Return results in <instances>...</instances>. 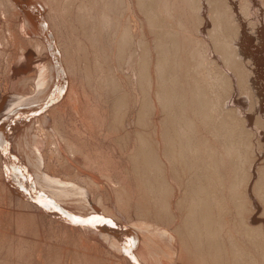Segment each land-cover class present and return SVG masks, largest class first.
<instances>
[{
    "label": "rangeland",
    "instance_id": "374dc122",
    "mask_svg": "<svg viewBox=\"0 0 264 264\" xmlns=\"http://www.w3.org/2000/svg\"><path fill=\"white\" fill-rule=\"evenodd\" d=\"M66 1L69 0L44 5L46 9L43 18L51 27L55 25L61 56L65 55V49L72 53V66L67 67L65 63L64 66L69 69L68 76L73 81L77 102L74 105L62 103L61 107L65 106V109L62 108L56 114L54 125L48 119L41 132L31 129L30 139L36 137L38 142L29 140V147L35 148L43 157L40 170L55 177L59 174L57 177L60 180L71 184L73 191L70 193L74 195L80 189L87 190L91 201L99 198L107 209L123 220V225L133 219L157 225L154 215L145 214L134 203L138 191L135 174L138 171L142 170L149 180L146 184L139 179L145 195L157 196L162 192V186L159 188V172L158 179L150 170L144 172L145 150L138 153L135 149L137 130L141 131L147 143L145 146L149 149V142L153 138L168 137L174 141L178 152H181L178 148L189 141V147L183 146L187 155L182 157V163L191 166L188 176L192 177L193 185H199L202 174L209 175L210 171L211 177L207 179L205 176L204 181L205 186L209 185L208 188L206 186L209 190L215 180L213 174L216 177L222 176L223 187L219 196L229 210L225 222L233 224L224 231L228 239L232 241L234 238L241 249L240 255L234 259L238 264H264V0H143L142 7H139L137 0H128V11L123 8V4L118 3L119 0H105L113 9L111 23L107 20L103 22V27H109L103 31L107 40L106 50L117 42L125 22L131 28L132 57L127 66L119 58L110 66L106 63L105 52L99 64H96L97 59H93V49L90 47L86 53L88 59H93V83L98 81L103 87L102 99L91 97L95 104H99L100 110L107 109L101 113L107 124L116 113L118 103L114 104L115 98L123 90L130 93V108L123 127L130 134L124 151L116 131L112 133L108 126L98 124L89 129L82 119L89 114L86 109L91 107L82 93L87 60L71 28L72 24L78 25L75 14L79 6L88 8L89 14L94 17L101 6L92 9L89 4L92 0H74L71 6ZM10 16H0V111L8 95H31L36 90V71L44 59L39 57L44 53L37 52L29 45L28 33L26 35L21 31V18L12 17V14ZM76 33L82 45L89 41L80 29ZM140 33L143 45L139 44ZM8 35L10 38L13 36L14 42L12 38L8 39ZM32 59L36 60L35 64L31 63ZM114 78L119 85L114 83ZM128 80L131 83L134 80L136 88L140 85L137 88V91L142 89L139 100L138 92ZM39 120L43 125L42 119ZM257 120L260 126L256 125ZM85 121L90 123L89 119ZM43 132H48L49 136L43 135ZM70 144L77 150L68 148ZM228 150L234 152V155ZM86 154L94 160L93 167L85 163ZM11 155L15 161V155ZM19 163L22 167L23 164ZM50 166L53 173L50 172ZM0 167L1 171V163ZM218 169L222 171L221 175H218ZM26 170L24 172L30 178ZM192 170H197L200 176ZM214 170H217L216 173ZM1 175L0 264H129L124 258L126 255L111 249L95 236L84 234L80 228L70 230L49 220L50 217L45 216L35 204L22 205L17 195L5 190ZM88 178L98 184L94 191L90 192L87 188ZM124 184L136 190L132 192V200L125 199V206L116 198L118 188ZM184 195L187 196V193ZM179 196L180 192L168 196L165 210L177 213L179 223L183 222L184 231L181 238L176 237L168 243L177 250L182 242L185 249H189L195 256L192 264H200L203 258L201 246L194 244L199 232L191 222L192 218L184 217V208L181 207V210L178 207L180 204H176ZM151 208L154 213L165 212L162 206L153 201ZM27 214L34 217V222ZM239 216L242 230L233 234L234 219ZM136 225L133 228L139 229ZM164 228L170 229L172 226L164 225ZM148 260L154 264L156 257L150 252ZM177 264H190V259L188 263L178 261Z\"/></svg>",
    "mask_w": 264,
    "mask_h": 264
},
{
    "label": "bare ground",
    "instance_id": "6f19581e",
    "mask_svg": "<svg viewBox=\"0 0 264 264\" xmlns=\"http://www.w3.org/2000/svg\"><path fill=\"white\" fill-rule=\"evenodd\" d=\"M57 1L58 0H0V16L7 17L9 15V17H11L10 15L12 14V17L15 16L21 18L22 24H20L22 26H19L22 27L23 30L21 29V31H24L26 35L28 33L27 36L29 45H31L37 52L44 53L39 55V57H43L44 59L41 61V64L38 65V69L36 71V90L34 88L35 91H33L31 95H8L7 99L4 101L5 105L0 111V117L3 116L0 119V163L2 166L0 171L2 175H0L2 176V180L5 183V190L10 194L12 193L13 195H17L20 198L19 200L22 202L21 204L24 206H29L31 203L35 204L37 207L40 206L39 208L44 212L43 214L45 216L47 215L48 218L50 217L49 220L53 222L55 221L61 226L64 225L70 230H79L80 228L83 230L82 232L84 234L95 236L98 240L108 245L111 249L115 250L121 255H126L124 258L125 260H128L129 264H151L148 260L150 252L156 257L154 264H177L178 261L188 263L189 259L190 264H192V258L194 259L195 256L189 249H185V246L182 242L180 243L179 249L177 250H175L168 243L169 241H174L176 237L181 238L184 231L183 222L179 223L180 218L177 216V213L169 209L165 210L168 196L172 197L175 192H180V196L178 197V200H176V204H180L178 207H180L181 210V207L184 208L186 211L183 214L184 217H186V219L192 218L191 222H193L195 229L199 232V237L195 239L194 244L198 247L201 246V256L203 258L202 262L200 261V264H238L234 258L237 255H240L241 249L238 248L234 238V241H230L228 239V236L224 231V229L230 227L233 224L231 222H225L229 210L227 209L228 207L224 205L223 199L219 196V193H222L223 187L222 176L216 177L213 174L215 180L212 181L211 188L209 190L207 189L209 185H206V188V183H204V181L205 176L207 179L211 177L210 175H212V173H210V171H208L209 175L207 173V175L202 174L201 179H198L200 181L199 185H193V181L191 179L192 177L188 176V173H191V166L188 164L184 165V163H182V157L187 155L185 147L183 146H188L187 144L189 141H187L186 145L179 147L178 149H180L181 152H178V150H176L177 147L174 141L168 137H160L159 139L153 138V140L151 139V142H149L151 146L149 149L145 146L147 143L143 139L141 131L139 129L137 130L136 134L138 138L135 141V149H137L138 153L145 150V154L143 155L146 162L144 172L150 170L154 173L155 178H157L159 172V177L161 178L157 179L159 181V188L162 186V192L157 196L145 195L143 188L144 186L140 180L146 184L149 182V180L144 176L145 174L142 173V170V172L138 171L135 174V181L138 186V191L137 198L134 200V203H136L138 209L145 214H149V216L151 214L154 215L157 225L154 223L147 224L148 222L146 223L134 219V221L128 219L130 221L126 223L127 225H123V220L111 212L110 209H107L99 198L98 200L93 198L94 201H91L88 194L89 192H87V190L80 189V191H75L76 194L74 195L73 193H70L73 191L71 184H66L60 180L58 178L59 174L57 175L58 177H55L48 175L47 172L44 173L41 171L42 169L40 170V168L43 166V157L40 152L35 150V148L32 147V149H30L29 147V140H31V129H34L35 132H41L48 119L53 121L54 125L56 114L60 113L62 108L65 109V106L61 107L62 103L64 104V102H68V104L74 105L77 102V94L72 87L73 81H71L70 77L68 76L70 74L69 69L67 70L68 65L72 66V53L65 49V55L61 56V50L58 44V36L54 31L55 25L51 27L46 22L45 18H43V14L45 13L43 11L46 9V6L44 5H53ZM181 1L183 2L184 0ZM73 3L74 0L72 2L70 0L68 2L66 1V4H69V6L73 5ZM118 3L123 4V8L126 11L130 10L128 0H119ZM138 3L140 4L139 7L143 6V0H137V4ZM89 4L92 9L98 5L101 6L98 14H96L94 17L89 14L88 8L85 6H79L75 14L78 25L72 24L71 28L75 40L82 47L87 60L83 72L84 79H82L85 88L82 93L86 101L90 102L89 105L91 107L86 109V111L89 110V114L84 116V118L82 117V119H84L85 125L89 129L95 128V125L98 124L103 127L108 126L112 133L116 131L115 134L117 135V139L120 141V147L124 151L125 147L127 146L128 135L130 134V132L123 130L125 116L128 113L127 110L130 108L128 99L130 98V93L126 90H123L119 93V97L115 98L114 102L115 105L116 102L118 103L116 113L110 118L109 121L107 120V124L104 123L106 121L102 118L103 115L101 117V113L107 111V109L100 110L99 104H95L91 97H100L99 99H102L103 97V87L98 83V81L95 84L93 83L94 76L92 70V61L93 59H97L96 64H99L100 58L106 52V63L108 65L111 66V63L119 58L122 59L124 64L127 66L129 64L130 57H132L130 56L132 35L129 31L131 28L128 23L126 24L124 22L125 24L123 23L122 25L119 39L117 42H114L113 45L108 47L107 51V48L105 47L107 40L103 31H107L109 27H103V22L107 20L109 23H111L110 16L113 13L112 5H109V2L107 3L105 0H92V2H89ZM115 5L117 6V4ZM20 6L25 7L21 8ZM93 17L95 18V21H93ZM78 29H80L83 36L89 40L88 42H84L83 45L81 44L79 35L76 33V30ZM8 31L10 32V30ZM140 35H142V33H140L138 36L140 42L139 44L143 45V39L140 37ZM8 36V39L13 37L12 36L10 38V35ZM14 38L16 39V37ZM15 42H17V39ZM90 47L93 49L92 60L88 59L89 56L86 53ZM133 54L134 53H132V55ZM121 55H123L122 58ZM35 62L36 60L32 59L31 63L35 64ZM28 63L30 62H27V64ZM64 63L67 65V67L64 66ZM133 81L131 83L128 80V82L132 84L133 89L137 91V88L140 87V85L136 88L137 83ZM114 83L119 85V82L116 78H114ZM222 85L224 86V84ZM141 90L137 91L139 95L137 100H139L142 96ZM215 95L218 96V94ZM215 99L217 100V97ZM114 104L113 108L115 109ZM76 106L78 107V105ZM28 107L32 108L28 109ZM239 108L241 110L244 109V107ZM236 113L238 114V111ZM242 117L243 116L240 118L243 119ZM28 118H30V120H28ZM137 118H139V116ZM39 119H42L43 125L40 124ZM85 119H89L90 123H87ZM139 121H141V119H139ZM255 122L256 121H254V124H256ZM256 125H259L258 120ZM259 126H257V129ZM254 127L256 126L254 125ZM44 134L45 133L43 132V135ZM46 134L48 135V132H46ZM33 140L34 142H38L36 137H34ZM33 140H31V142H33ZM196 140L197 138L195 141ZM68 148H74L77 150V148L71 144L68 145ZM55 152L57 151L55 150ZM228 152L234 155V152H231L230 150H228ZM11 153L15 155L16 160L21 162L24 167L23 165L21 167V164L16 160H13L14 156L11 157ZM197 155L200 156L199 154ZM86 160L87 161L85 163H87V165L90 167L95 165L94 160L89 158L88 154H86ZM25 166L27 168H25ZM193 166L194 165H192V167ZM50 169L52 170L53 168L50 166ZM24 170L30 173L32 181H30L31 177L28 178L29 175L25 173ZM179 171L180 174L178 173ZM193 171L194 170H192V172ZM215 171L217 170H214V173H216ZM50 172L53 173V170ZM194 172L197 173L198 171L196 170ZM221 172L218 169V175H221ZM25 174H27V177ZM197 175L199 174L197 173ZM189 181L191 182L190 185ZM128 182L129 181L126 183L129 184ZM127 184L120 186L117 190L118 193H116L117 201L123 204L125 203V199L132 200L133 193L136 191ZM87 186L91 192L94 191L95 187H98V184L94 180L88 178ZM23 187L25 189H23ZM183 188H185L184 193H187V196H185L184 193L182 194ZM26 189L27 191H24ZM212 190L214 191L211 193L210 191ZM3 195L4 197L6 196L5 194ZM185 198L188 199V201H186ZM151 201L162 206V210L165 212L154 213L151 208ZM168 201L169 202H167V205L170 203V200ZM243 202H245V200ZM123 206H125V204ZM213 208L216 209V212ZM27 215L29 219L34 222V217L29 214ZM234 220L235 223L232 227V232L233 234H236V232L242 230L240 216ZM80 223L82 225L84 224L85 226H79ZM134 224H137L136 226L139 229L133 228ZM164 225H171L172 228L165 229ZM142 241L144 242L143 245L141 244Z\"/></svg>",
    "mask_w": 264,
    "mask_h": 264
},
{
    "label": "water",
    "instance_id": "95a60500",
    "mask_svg": "<svg viewBox=\"0 0 264 264\" xmlns=\"http://www.w3.org/2000/svg\"><path fill=\"white\" fill-rule=\"evenodd\" d=\"M20 7H21V8H24L25 6H24V7H23V6H20ZM28 9H29V8H28ZM34 116H35V115H34ZM34 116H33V117H34ZM33 117H30V118H33ZM30 118H28V120H30ZM39 207H40V206H39ZM70 215H71V214H70ZM83 225H84V224H83ZM83 225L80 223L79 226H83ZM84 226H85V225H84ZM87 226H88V225H87Z\"/></svg>",
    "mask_w": 264,
    "mask_h": 264
}]
</instances>
